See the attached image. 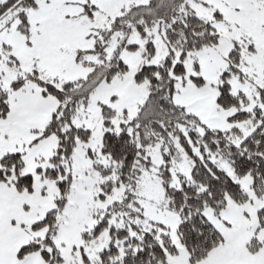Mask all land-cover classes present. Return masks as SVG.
<instances>
[{"label": "snow or ice", "instance_id": "obj_1", "mask_svg": "<svg viewBox=\"0 0 264 264\" xmlns=\"http://www.w3.org/2000/svg\"><path fill=\"white\" fill-rule=\"evenodd\" d=\"M0 264H264V0H0Z\"/></svg>", "mask_w": 264, "mask_h": 264}]
</instances>
